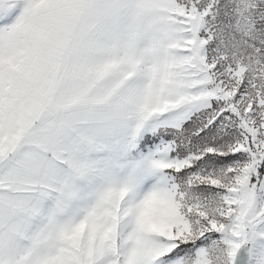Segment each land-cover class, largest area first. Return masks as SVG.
<instances>
[{"label":"snow or ice","instance_id":"snow-or-ice-1","mask_svg":"<svg viewBox=\"0 0 264 264\" xmlns=\"http://www.w3.org/2000/svg\"><path fill=\"white\" fill-rule=\"evenodd\" d=\"M0 264H264V0H0Z\"/></svg>","mask_w":264,"mask_h":264}]
</instances>
